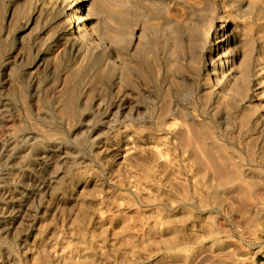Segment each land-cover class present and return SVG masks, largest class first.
I'll list each match as a JSON object with an SVG mask.
<instances>
[{
	"label": "rangeland",
	"instance_id": "rangeland-1",
	"mask_svg": "<svg viewBox=\"0 0 264 264\" xmlns=\"http://www.w3.org/2000/svg\"><path fill=\"white\" fill-rule=\"evenodd\" d=\"M77 1L105 39L71 61L47 48L31 86L62 0H0V80L23 60L4 97L30 119L0 139V264H264V0ZM223 19L237 39L228 63ZM125 86L148 123L110 137L103 114L78 111ZM35 94L57 124L40 123ZM44 150L62 158L39 164Z\"/></svg>",
	"mask_w": 264,
	"mask_h": 264
},
{
	"label": "bare ground",
	"instance_id": "bare-ground-1",
	"mask_svg": "<svg viewBox=\"0 0 264 264\" xmlns=\"http://www.w3.org/2000/svg\"><path fill=\"white\" fill-rule=\"evenodd\" d=\"M62 3L63 11L65 12V18H63L62 26L55 31H48L44 35H40L37 39V42L35 43L38 60L32 68H29L26 71L27 83H29L31 86L34 84L33 82H35L33 80L34 71L38 68H41V66H43L48 61V52L46 51L47 48L56 47L62 60L71 61L73 57L80 51L84 41H86L88 44H94L98 46L97 44L100 42V40L105 39L103 34H101V32L94 28V26L90 23L92 18L91 12L82 14L79 11V8L83 6L82 2L80 3L77 0H62ZM87 10L89 11V9ZM40 20V15L32 16V18L24 24L22 31L28 29L34 23L40 22ZM222 24L223 28L221 29L219 48L222 50L221 53L223 56V63H228L231 60V44L232 42H236L237 39L236 34L230 30L226 19L222 20ZM23 37L26 36L23 35ZM23 47L24 46L22 43L20 48L22 49ZM212 60L216 65L217 63L214 57ZM22 62L23 60L20 57H14L13 60H10L5 69L6 77H3L2 80H0V139L3 138L6 140V142L11 140V137L8 139L5 138L7 136V128L12 127L16 130L24 129L29 125L28 123L30 121L28 118L19 116L17 113V108L13 106L12 103L6 99V97H4L5 87L12 84L9 77L7 76L12 75L14 69L17 68L16 66H19ZM213 74H217L215 70L213 71ZM119 80L121 81L122 78L120 77ZM215 80L218 81V78H215ZM207 88L208 85H205L204 91ZM120 93L121 94L118 95L117 98H115L108 106H106L105 102L102 100V96L98 95L91 100V107H88L87 104H82L78 111L84 117L88 115L103 114L99 123L100 125L102 124V127L104 125L113 132L110 137H117L120 135L121 127L123 126L122 124H126L128 128L129 126L135 125L134 122L138 121L140 118L141 119L138 121L139 123H148V120L143 119L142 116V109L145 107L148 108V106H145L141 102L132 98L129 88L126 86ZM35 95L37 96V102L32 104V106L33 109H35V113L40 123L46 126L49 124H57V116L51 107L57 104L58 86L52 87L47 95V101L51 107L49 106L46 108L43 105V97L41 94ZM180 95L181 94L178 92H175L176 100L172 108L173 113H177L181 107L182 102L179 98ZM184 107L186 109L189 108L188 106ZM216 112L220 113L221 117H224L230 112L229 103H224L217 106ZM61 122H64V120L61 119ZM100 139V136L94 137V139L91 140L92 147H94L96 142H99ZM12 142L13 140L10 141V143ZM261 153L264 155V147L261 148ZM60 158H62V151L58 150V152L51 154L47 150H44L43 156L38 159V161L39 164L49 166L52 165V159L60 160Z\"/></svg>",
	"mask_w": 264,
	"mask_h": 264
}]
</instances>
